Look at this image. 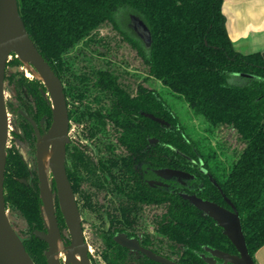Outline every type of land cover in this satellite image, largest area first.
Masks as SVG:
<instances>
[{
  "label": "trees",
  "instance_id": "trees-1",
  "mask_svg": "<svg viewBox=\"0 0 264 264\" xmlns=\"http://www.w3.org/2000/svg\"><path fill=\"white\" fill-rule=\"evenodd\" d=\"M223 3L224 0H18L26 29L65 84L70 119L80 127L67 148V173L75 195L80 192L79 172L90 185L83 193L84 210L101 214L98 219L102 224L93 229L88 243L104 264L144 262L118 246L114 236L121 228L135 224V216L148 214L150 208L158 209L156 213L160 215L152 224L162 237V245L167 241V245L178 248L182 263L206 264L200 255L206 249L237 254L218 224L188 199L177 191L147 184L152 169L189 172V163L182 158L189 153L200 159L209 173V177L194 173L198 176L193 193L229 209L226 196L240 214L251 256L264 246V56L244 54L234 47ZM122 11L147 25L152 38L150 47L121 29L117 17ZM110 24L142 59L148 78L160 82L167 94L182 100L193 117L203 123L208 138L214 137L216 130H232L236 146L227 141L218 149L211 142L203 145L192 138L159 91L144 84L135 88L126 84L110 62L102 67L81 66L78 55H70L82 47L106 56L98 48L108 52L110 42L100 31ZM12 56L11 64L19 65L21 61L15 54ZM5 82L14 86L18 96H31L47 109L39 81L13 73L6 75ZM150 139L158 143L152 145ZM7 153V205L27 224L29 237L24 245L34 263L47 264L48 245L34 235L46 229L38 178L27 170L17 152L9 149ZM24 179L29 180L28 185L21 182ZM91 189L104 197L111 193L114 200L94 204ZM56 216L60 227L65 225L58 205Z\"/></svg>",
  "mask_w": 264,
  "mask_h": 264
},
{
  "label": "water",
  "instance_id": "water-1",
  "mask_svg": "<svg viewBox=\"0 0 264 264\" xmlns=\"http://www.w3.org/2000/svg\"><path fill=\"white\" fill-rule=\"evenodd\" d=\"M132 23L143 44L150 47L152 38L147 25L136 16L132 17ZM12 54H15L22 63L28 64L38 73L40 76L38 79L43 82L52 100V126L43 137L37 133L39 191L46 230L35 231L34 235L48 245L45 252L47 264H91L81 214L66 171L67 146L70 139L69 115L64 87L32 41L20 15L18 0H0V264H35L28 254L23 240L11 224L4 197L8 140V112L4 89L6 67ZM43 95L45 96V93ZM150 118L160 124H165L157 118L151 116ZM28 120L31 121V119ZM33 125L35 124L33 123ZM46 153H51L49 170L55 183L58 205L70 236V244L64 246L62 251L59 250L62 235L56 216L55 194L44 163ZM158 174L164 179L191 177L185 172L170 169L159 171ZM212 181L214 182L213 179ZM223 197L229 209L196 196L189 198L196 208L218 224L237 252L236 255H231L212 250V254L223 260L224 264H255L248 250L240 214L235 205L226 196ZM118 241L125 247L137 248L158 262L176 264L142 249L136 242L129 244L124 238ZM61 254L64 256L63 261L60 260Z\"/></svg>",
  "mask_w": 264,
  "mask_h": 264
},
{
  "label": "flooded vegetation",
  "instance_id": "flooded-vegetation-1",
  "mask_svg": "<svg viewBox=\"0 0 264 264\" xmlns=\"http://www.w3.org/2000/svg\"><path fill=\"white\" fill-rule=\"evenodd\" d=\"M21 74H23V73H21ZM6 75H5V78H6ZM23 75L27 79L39 81L43 85V87L39 88V91H40V94L42 96V99L46 103V107L48 110L44 109L43 106L38 104V102L31 96H28V95L18 96L15 93L14 86H11L14 89V98H15V101L17 102V106H15L14 104L13 105L8 104V107H7V112H8V140H9V147H7V150L13 149L15 152H17L19 154V156L22 158L23 162L26 164L27 170L33 175V173H35V171H33L29 167L28 163L26 162L23 155L19 151L18 145L16 143L17 142L28 143L30 148L35 153L36 166H37V144H38L37 133H39L40 137H43L44 135H46V133L49 131V129L52 126V122H53L52 100H51V97H50L45 85L43 84V82L41 80H39L36 77L29 76V74L28 75L23 74ZM5 84H7V83L5 82ZM62 84L64 87V93H65L66 86L63 82H62ZM44 93H45V96L43 95ZM65 96H66V94H65ZM66 101H67V98H66ZM6 106H7V103H6ZM67 107H68V115H69L68 101H67ZM9 113L15 115V117H16V121H15V123H13L12 127H11V122H10V118H9L10 117ZM28 119H31V121L35 125H33V123L31 121H29ZM73 126H76L77 133L80 132V127L71 121L70 115H69V139H70V142H69L68 146L70 145L72 140L75 139V137H76V136L75 137L71 136V130H72ZM9 137H10V139H9ZM149 141H150V144H152V145H156L158 143V140H156V139H150ZM68 146H67V148H68ZM89 154L93 157H95L97 155V153H89ZM117 154H121V153H117ZM156 154L159 155L160 153H156ZM7 156H8V153H7ZM182 158L185 159L189 163V172H185L183 170L174 169V168L152 169L151 175H149V177L147 179V184L151 188H155V189L165 188V189L171 191L172 193L177 191L179 193V195L183 196L185 199H188L190 201V199H189L190 197H192V196L198 197L196 194L193 193V182L195 181V179L198 176L197 174L195 175L194 173L198 172V173H200L204 176H208V177H209V173L205 169L204 163L200 159H195L193 156V153H189V156H183L182 155ZM67 163H69V162L67 160V155H66V171H67ZM166 169L182 171V172L189 174V176H191V177H189V178L173 177V178H169V179H164L158 174V172L166 170ZM5 173H6V171H5ZM36 173H37V178H38V167H37ZM79 173H80L79 174L80 192L78 195H75V198H76V202H77L80 214H81L84 237H85L86 243L89 246V257H90L91 246L88 243V236L86 234V231L84 229V224H83V215L86 212L91 213V212L87 211L86 209L84 210L85 198H84V194H83L84 191H87L90 188V185L87 183L84 174L82 172H79ZM67 175H68V173H67ZM68 178H69V176H68ZM69 181H70V179H69ZM21 182L26 184V185L29 184L28 179L21 180ZM50 183L53 187L54 194H55V208H56V214H57L58 201H57L56 189H55V183L53 181V177H52V180L50 181ZM38 184H39V179H38ZM91 190L93 192L91 201L94 204H96L98 202L102 203L105 200L106 201L107 200H109V201L114 200V196L111 193H109L108 196L104 197V195H100V194L96 195L94 193V190L93 189H91ZM198 198H200V197H198ZM153 210L154 211H152V208H150V210H149L150 212H148V214L144 213L143 215L135 216L136 218L135 217L134 218L136 220V223L132 224L131 226H126L125 228H121L122 230L120 232L118 231L115 234L114 242L118 246H120L121 248L126 250L128 253L135 255L136 258L142 259L144 261V262H142V264H164V263L158 262V261L152 259L151 257L147 256L146 254H144L143 252H141L137 248H134V247L132 248L131 246L125 247V246L121 245L118 241L119 239L124 238L127 242H129V244L132 242H136L142 249L147 250L156 256H159L161 258H164V259L169 260L171 262H174L176 264H189V261H187L186 263H182L181 261H179V258L177 256V249L178 248H174V247H171L170 245H167V241H164L163 243H165V244L162 245V243H161L162 237L157 235L156 230L154 228V225L152 224L154 218H156V216H160V215H159V213H156V211H158V209L153 208ZM93 215L96 218V220L99 222L98 225L93 226V229L95 227L101 228L100 226H101L102 222H100L98 219L100 217L99 215H101V214H99V215L93 214ZM104 221L106 223V228L109 229L110 223L108 221L107 216L104 217ZM59 227H60V225H59ZM60 230H61V228H60ZM92 232H93V230H92ZM61 235H62V233H61ZM212 250H217V249H212ZM212 250L206 249V252L200 253L201 258L205 261V263L206 264H224L223 260L213 256ZM169 251L171 252L172 256L170 255V253H168ZM218 251H220V250H218ZM231 255H236V254H231ZM61 261H63V260H61Z\"/></svg>",
  "mask_w": 264,
  "mask_h": 264
},
{
  "label": "rangeland",
  "instance_id": "rangeland-1",
  "mask_svg": "<svg viewBox=\"0 0 264 264\" xmlns=\"http://www.w3.org/2000/svg\"><path fill=\"white\" fill-rule=\"evenodd\" d=\"M135 15H129L127 11H122L118 14V22L121 29L129 34L132 37L138 38L141 42L142 40L136 33L134 25L132 23V17ZM100 35L106 37L110 42V49L108 52L102 47L98 48L99 51L102 53H106V56H100L96 53L92 52L90 49L78 48L77 50L73 51L70 55L77 56L78 55V63L81 66H88V65H96V66H105L106 62H110L111 67L117 73L123 75V81L126 84H131L133 88L137 86V84H144L146 87L153 88L159 91L161 94L164 95L169 105L173 108L174 112L177 114L181 123H183L188 130V133L192 136L194 140L201 141L203 145H208L211 142L212 146L218 149L219 144L227 141L229 145L236 146V139L235 134L232 130L228 129H219L216 130L214 137L208 138L207 134L205 133V126L203 123L193 117L190 110L186 106V104L174 96L167 94V90L160 84V82L148 78V73L146 71V67L142 62V59L137 55V52L130 46V44L123 40L120 32L116 30L113 25H106L104 26L101 31ZM143 43V42H142ZM96 49L95 47H92ZM17 58V57H16ZM14 60V57L11 55L8 59L7 67H6V74H13V73H23L29 76H36L33 70L28 64H23L22 62L19 65H12L11 62ZM145 79H149L148 81ZM132 88V89H133ZM5 99L8 104H14L17 106V102L14 98V89L9 85L5 84ZM9 118L11 122V127L13 123L16 121L15 115L9 113ZM77 135V128L76 126L72 127L71 136L75 137ZM11 137V136H10ZM9 137V139H10ZM208 138V139H207ZM11 144V143H10ZM18 149L23 155L24 159L28 163L29 167L35 171H37L36 166V156L34 151L30 148L28 143L26 142H17ZM7 147H9V140L7 141ZM219 152V151H218ZM219 154V153H218ZM222 156V155H221ZM47 174L49 177V181L52 180V175L50 170L47 169ZM37 176V173H36ZM4 197H5V188H4ZM6 210L11 221V224L20 238L23 240L28 239L27 236V224L25 220L18 214L12 212L6 202L5 199ZM98 221L94 217L93 214L86 212L83 215V224L86 234L89 239H92V230L94 225H98ZM61 228L62 233V240L59 243V250L62 251L64 246H68L70 243V236L67 230V227L63 225ZM90 255H92L91 264H104L102 261L100 254L95 253L93 247L90 248ZM61 257V256H60ZM64 260V256L60 258Z\"/></svg>",
  "mask_w": 264,
  "mask_h": 264
},
{
  "label": "crops",
  "instance_id": "crops-1",
  "mask_svg": "<svg viewBox=\"0 0 264 264\" xmlns=\"http://www.w3.org/2000/svg\"><path fill=\"white\" fill-rule=\"evenodd\" d=\"M223 13L234 47L244 54L264 56V0H224ZM253 259L264 264V246Z\"/></svg>",
  "mask_w": 264,
  "mask_h": 264
},
{
  "label": "bare ground",
  "instance_id": "bare-ground-1",
  "mask_svg": "<svg viewBox=\"0 0 264 264\" xmlns=\"http://www.w3.org/2000/svg\"><path fill=\"white\" fill-rule=\"evenodd\" d=\"M35 74H36V76L38 77V78H40V76L38 75V73L37 72H34ZM50 157H51V153H46L45 154V156H44V163H45V168H46V170L47 169H49V166H50ZM63 255H61V257H62Z\"/></svg>",
  "mask_w": 264,
  "mask_h": 264
}]
</instances>
